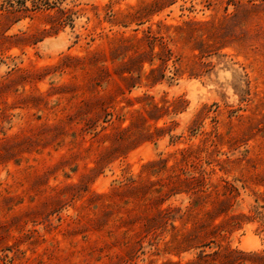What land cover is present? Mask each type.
<instances>
[{
	"label": "rangeland",
	"instance_id": "374dc122",
	"mask_svg": "<svg viewBox=\"0 0 264 264\" xmlns=\"http://www.w3.org/2000/svg\"><path fill=\"white\" fill-rule=\"evenodd\" d=\"M202 250L264 264V0H0V264Z\"/></svg>",
	"mask_w": 264,
	"mask_h": 264
},
{
	"label": "trees",
	"instance_id": "16d2710c",
	"mask_svg": "<svg viewBox=\"0 0 264 264\" xmlns=\"http://www.w3.org/2000/svg\"><path fill=\"white\" fill-rule=\"evenodd\" d=\"M156 71V68L151 69V73H154ZM222 251L215 250L213 253H206L204 250L200 252L197 259L188 261L185 264H214V260H216V257H220L222 255ZM211 258V261L209 260ZM173 264H181V263H173Z\"/></svg>",
	"mask_w": 264,
	"mask_h": 264
}]
</instances>
